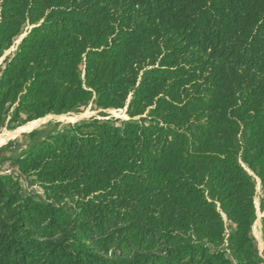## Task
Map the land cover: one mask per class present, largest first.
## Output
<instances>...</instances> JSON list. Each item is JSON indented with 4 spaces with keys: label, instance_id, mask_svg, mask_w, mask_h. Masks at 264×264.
<instances>
[{
    "label": "trees",
    "instance_id": "1",
    "mask_svg": "<svg viewBox=\"0 0 264 264\" xmlns=\"http://www.w3.org/2000/svg\"><path fill=\"white\" fill-rule=\"evenodd\" d=\"M25 24L0 129L91 99L147 120L72 125L0 171V264H261L238 159L264 204V0H0V57Z\"/></svg>",
    "mask_w": 264,
    "mask_h": 264
},
{
    "label": "rangeland",
    "instance_id": "2",
    "mask_svg": "<svg viewBox=\"0 0 264 264\" xmlns=\"http://www.w3.org/2000/svg\"><path fill=\"white\" fill-rule=\"evenodd\" d=\"M31 28V25L25 24L18 36L14 39L13 45L6 50L0 57V72L4 68L6 61L17 52L18 45L21 39L26 35L27 31ZM12 112L9 113L11 115ZM9 115L4 117L3 126L0 129V134H5L7 131H14L19 129V126L26 124L24 122L25 114H20L17 123L12 124V128H6V123L9 119ZM140 117H144L147 120V114L136 117H130L126 108L121 109H103L97 107L93 99H91L86 105L77 107L76 109L63 113V114H49L47 115L34 129L30 131L19 132L13 137H9L0 143V171L11 172L14 169L12 160L22 155L32 145L39 142L44 137L55 133L56 131H65L72 125L97 119L100 121H109L112 123H120L128 120H138ZM21 128V127H20ZM240 164L245 168L249 175L252 176L254 181V220L251 226V236L253 245L260 257L261 264H264V232L262 228V217L264 216V204L261 201V190L259 179L255 176L253 171L242 161L239 156ZM20 183L26 190L33 191L36 195H40L41 191L32 178L20 179ZM217 209L221 213L224 220L226 232L232 229L231 223L227 220L225 214L217 205ZM258 226H257V224ZM257 226V227H256ZM258 228V229H257ZM261 230V231H260ZM259 232V237L257 236Z\"/></svg>",
    "mask_w": 264,
    "mask_h": 264
},
{
    "label": "bare ground",
    "instance_id": "3",
    "mask_svg": "<svg viewBox=\"0 0 264 264\" xmlns=\"http://www.w3.org/2000/svg\"><path fill=\"white\" fill-rule=\"evenodd\" d=\"M47 116V115H46ZM45 116V117H46ZM44 117V118H45ZM44 118H40V119H37L33 122H29L27 123L26 125L22 126L21 128L17 129V130H14V131H7L5 134H0V143L3 142L4 140H6L7 138L9 137H13L15 136L16 134H18L20 131L22 130H29V129H32V128H35ZM257 224V223H256ZM258 226V224H257ZM256 226V227H257ZM258 229V228H257ZM261 231V230H260ZM257 236L259 237V232L257 231Z\"/></svg>",
    "mask_w": 264,
    "mask_h": 264
},
{
    "label": "crops",
    "instance_id": "4",
    "mask_svg": "<svg viewBox=\"0 0 264 264\" xmlns=\"http://www.w3.org/2000/svg\"><path fill=\"white\" fill-rule=\"evenodd\" d=\"M43 118V117H42ZM33 121H35V120H33ZM33 121H30V122H33ZM27 123H29V122H27ZM26 123V124H27ZM26 124H23L22 126H24V125H26ZM22 126H19L18 128H20V127H22ZM32 129H34V128H32ZM32 129H29V130H22L21 132H23V131H30V130H32Z\"/></svg>",
    "mask_w": 264,
    "mask_h": 264
}]
</instances>
